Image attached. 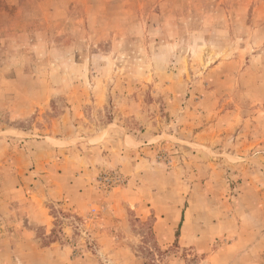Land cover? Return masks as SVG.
I'll list each match as a JSON object with an SVG mask.
<instances>
[{"label": "rangeland", "instance_id": "1", "mask_svg": "<svg viewBox=\"0 0 264 264\" xmlns=\"http://www.w3.org/2000/svg\"><path fill=\"white\" fill-rule=\"evenodd\" d=\"M0 264H264V0H0Z\"/></svg>", "mask_w": 264, "mask_h": 264}]
</instances>
